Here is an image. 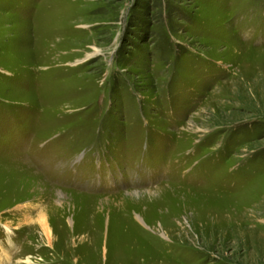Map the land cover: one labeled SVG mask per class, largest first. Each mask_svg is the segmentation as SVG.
<instances>
[{
    "label": "rangeland",
    "instance_id": "1",
    "mask_svg": "<svg viewBox=\"0 0 264 264\" xmlns=\"http://www.w3.org/2000/svg\"><path fill=\"white\" fill-rule=\"evenodd\" d=\"M0 264H264V0H0Z\"/></svg>",
    "mask_w": 264,
    "mask_h": 264
},
{
    "label": "bare ground",
    "instance_id": "2",
    "mask_svg": "<svg viewBox=\"0 0 264 264\" xmlns=\"http://www.w3.org/2000/svg\"><path fill=\"white\" fill-rule=\"evenodd\" d=\"M39 223L41 224V225H45V224H43L44 223V221L43 220H39ZM47 234V233H46ZM48 235V234H47Z\"/></svg>",
    "mask_w": 264,
    "mask_h": 264
}]
</instances>
